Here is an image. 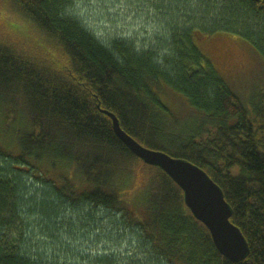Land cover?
Listing matches in <instances>:
<instances>
[{
	"label": "trees",
	"instance_id": "16d2710c",
	"mask_svg": "<svg viewBox=\"0 0 264 264\" xmlns=\"http://www.w3.org/2000/svg\"><path fill=\"white\" fill-rule=\"evenodd\" d=\"M5 1L31 23L46 50L0 42V104L22 112L27 125L17 136V155L0 147V264H72L80 256L70 246L64 257L50 255L31 238L63 235L56 220L64 221L60 214L68 209L88 217L86 210L96 208L136 230L152 259L147 264H264V80L253 89L249 110L198 44L213 32L236 34L264 59V0H221L211 27L173 33L169 56L140 53L122 41L103 45L66 13L70 0ZM163 86L186 99L191 123L161 102ZM101 110L140 144L206 172L247 243L244 259L217 251L181 189L137 158ZM44 165L59 173L56 183L42 179ZM22 171L47 184L40 198L24 199L29 187ZM70 174L79 175L78 183ZM22 212L40 217L38 230L15 224ZM15 229L21 235L14 237ZM87 262L118 264L110 255Z\"/></svg>",
	"mask_w": 264,
	"mask_h": 264
},
{
	"label": "rangeland",
	"instance_id": "374dc122",
	"mask_svg": "<svg viewBox=\"0 0 264 264\" xmlns=\"http://www.w3.org/2000/svg\"><path fill=\"white\" fill-rule=\"evenodd\" d=\"M224 4L221 0H70L66 13L107 47L122 41V44H127L140 53L169 56L172 54L171 50L174 52V44L171 45L174 32L211 27L218 20L215 16L216 7ZM0 42H18L17 44L29 45L32 50L35 47L46 50L31 23L11 10L5 0H0ZM198 44L221 78L234 93L242 97L251 110L252 106L248 102L251 93L264 80L263 57L236 34L213 32L199 38ZM163 92L161 102L179 121L191 123L193 113L186 99L165 86ZM262 93L264 94V90ZM24 117L22 112L13 114L0 104V147L13 156L19 153L17 136L24 131L22 128L27 127L25 122L20 121ZM9 160L12 162L11 158ZM40 170L43 180L56 183L58 172L46 165L40 167ZM22 172L29 187L26 188L24 199L29 200L34 195L40 198L47 184ZM68 177L76 183L80 179L77 174H70ZM86 211L91 216L77 215L72 209L60 214L65 219L63 221L58 218L56 223L62 226V231H66L63 235L49 231L47 238L44 236L38 239L41 235L34 234L31 239L35 243H44V249L50 255L56 252L60 257H64L62 251L67 250L65 247L70 246L74 250L73 254L80 256L75 259L78 264H83L85 259V264H89L87 259L102 255L114 256L118 264H147L150 255L133 227L124 224L120 216H114L104 209ZM19 216L15 218L17 226L23 227L25 224V231L38 230L34 225L35 220L40 221V217L30 216L26 212ZM71 226L75 228L71 230ZM13 232L14 237L21 235L16 229ZM75 260H72V264H77Z\"/></svg>",
	"mask_w": 264,
	"mask_h": 264
},
{
	"label": "water",
	"instance_id": "95a60500",
	"mask_svg": "<svg viewBox=\"0 0 264 264\" xmlns=\"http://www.w3.org/2000/svg\"><path fill=\"white\" fill-rule=\"evenodd\" d=\"M101 111L111 119L116 137L137 158L144 164L159 167L181 189L186 207L209 231L217 251L231 261L244 259L248 253L247 243L229 220L231 210L221 189L206 172L185 159L140 144L122 130L113 113Z\"/></svg>",
	"mask_w": 264,
	"mask_h": 264
}]
</instances>
